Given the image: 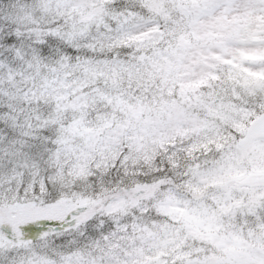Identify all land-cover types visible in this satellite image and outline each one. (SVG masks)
<instances>
[{
    "label": "snow or ice",
    "instance_id": "1",
    "mask_svg": "<svg viewBox=\"0 0 264 264\" xmlns=\"http://www.w3.org/2000/svg\"><path fill=\"white\" fill-rule=\"evenodd\" d=\"M0 264H264V0H0Z\"/></svg>",
    "mask_w": 264,
    "mask_h": 264
}]
</instances>
